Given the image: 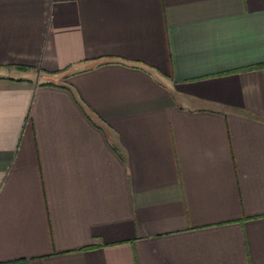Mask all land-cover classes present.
I'll list each match as a JSON object with an SVG mask.
<instances>
[{
  "label": "crops",
  "instance_id": "crops-1",
  "mask_svg": "<svg viewBox=\"0 0 264 264\" xmlns=\"http://www.w3.org/2000/svg\"><path fill=\"white\" fill-rule=\"evenodd\" d=\"M0 264H264V0H0Z\"/></svg>",
  "mask_w": 264,
  "mask_h": 264
}]
</instances>
